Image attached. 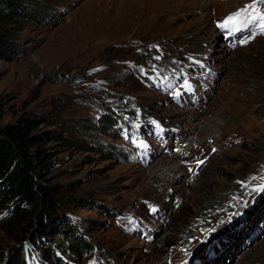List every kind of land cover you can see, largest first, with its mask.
Wrapping results in <instances>:
<instances>
[{
	"label": "rangeland",
	"instance_id": "374dc122",
	"mask_svg": "<svg viewBox=\"0 0 264 264\" xmlns=\"http://www.w3.org/2000/svg\"><path fill=\"white\" fill-rule=\"evenodd\" d=\"M24 3L40 17L8 24L22 49L15 60L0 61V99L5 101L0 125L35 117L43 121L35 134H61L94 146L113 144L124 152L114 157L49 143L51 177L63 186L59 225H77L95 246L90 254H77L71 264H194L215 257L208 247L218 245L212 236L223 226L237 232L235 218H246L242 212L264 197V191H253L264 185V161L248 169L264 159V31L245 29L241 39L229 41L230 35L223 34L227 29L217 26L253 0ZM255 7L264 12V5ZM245 37H251L249 42L240 43ZM223 44L231 48L227 56L220 52ZM194 47H201L199 58L206 60H198L199 65ZM185 80L190 90L183 87ZM108 116L137 131L142 127V137L123 140L118 130L103 132L99 122ZM213 123L215 139L199 130V143L187 141L198 127ZM141 140L148 145L146 152L138 146ZM173 167L170 187L160 175ZM230 172L235 176L226 187L237 177L233 183L240 194L225 190L232 194L230 202L216 213L196 210L195 188L216 190L212 181H226ZM97 204L113 209L112 215L97 210ZM262 230L264 215L244 242ZM11 244L0 229V250ZM263 247L264 237L253 246L243 244L228 255L229 264H249L244 255ZM263 256L258 263L264 264ZM33 257L38 264H51L37 253Z\"/></svg>",
	"mask_w": 264,
	"mask_h": 264
},
{
	"label": "trees",
	"instance_id": "16d2710c",
	"mask_svg": "<svg viewBox=\"0 0 264 264\" xmlns=\"http://www.w3.org/2000/svg\"><path fill=\"white\" fill-rule=\"evenodd\" d=\"M25 1L0 0V61L15 60L22 49L21 44L14 42L8 24L39 20L40 15L32 12ZM4 108L5 101L0 99V115ZM42 123L32 117L16 124L0 125V214L8 210L0 216V229L6 231L13 242L7 251L0 250V264H38L34 253L41 260H50L51 264H71L77 254L86 255L95 250L93 243L80 235L77 225L71 228L69 221L59 225L62 218L59 215H63V186L51 177L50 142H61L93 154L124 155L123 150L113 144L94 146L61 134H35ZM99 123V129L105 133L118 130L116 134L123 140L138 134L142 137V127L137 131L109 116ZM97 210L107 216L113 212L100 204Z\"/></svg>",
	"mask_w": 264,
	"mask_h": 264
},
{
	"label": "bare ground",
	"instance_id": "6f19581e",
	"mask_svg": "<svg viewBox=\"0 0 264 264\" xmlns=\"http://www.w3.org/2000/svg\"><path fill=\"white\" fill-rule=\"evenodd\" d=\"M240 46H238V47H235V48H232V49H237V48H239ZM222 48H224V49H221V51L220 52H222V54L224 55V56H227V52L231 49V48H229V46H227V45H222ZM201 50V47L199 48V47H194V48H192V54H194L193 55V59H194V63L195 64H198L199 65V61L200 62H204V61H206L205 60V58H203L202 59V61H201V59L199 58L200 56L198 55V53H199V51ZM207 52H208V50H207ZM207 54V56H209L210 55V53H206ZM204 56H206V55H204ZM225 59V57H223V58H218V60H224ZM199 60V61H198ZM204 60V61H203ZM201 64V63H200ZM186 93H188L187 91H186ZM227 110V109H226ZM214 122H215V120H214ZM216 122H217V120H216ZM199 130H201V132H205V134H206V137L207 138H209V139H211V138H214L215 139V136H216V134H217V126L216 125H214V123L213 124H210V125H208V126H203V127H198L195 131H193L192 132V134H191V136H189V140H187V141H189V143H199L200 141H201V139L199 138L200 137V135H199V137H198V134H197V132L199 131ZM170 131V130H169ZM200 132V133H201ZM196 134H197V136H196ZM171 136L172 137H175L176 135L175 134H171ZM264 143V142H263ZM261 148H264V147H262V146H260V149ZM261 155V154H260ZM261 157H263V156H261ZM255 158L253 157V158H250V159H247L246 161H245V163H244V167H245V165H247V164H252V162H253V160H254ZM263 161H264V159L263 158H260L259 160H258V162H256L255 164H254V166H252V167H250V168H248V169H254L255 167H257L256 165L258 164V163H263ZM261 163V164H262ZM260 166V165H259ZM161 168V167H160ZM165 169V168H164ZM175 167H173L172 169L170 168V169H165L164 171H162L161 172V178L162 179H169V181H163L164 183H169V185H170V187L172 186L171 184L175 181V179H171V177H172V174L175 172ZM161 171V170H160ZM246 171H247V169H246ZM245 171V172H246ZM253 171V170H252ZM235 176V173H233V172H230L229 174H228V176L226 177V181H222V180H218L217 178H216V180H213L212 182H214V183H216V185L218 186L217 187V189L216 190H209V189H206V193H203L201 190L204 188L203 186H200V187H198V188H195V190H194V195L193 196H196V198H195V201H194V207L196 208V210H210V211H215V213H216V211L217 210H220L219 208H221L223 205H224V203L226 202V201H229L230 202V199H229V197H231L232 196V194H229L228 192H230V191H232L233 193L235 192V193H237V192H239L238 190H236V189H238L237 188V185L236 184H234L233 183V181L234 180H236L237 181V177H236V179H232L231 180V183L232 184H230V186H227L226 187V183L225 182H227L228 181V179L231 177V176ZM240 175H244V173H241ZM239 177V176H238ZM241 177V176H240ZM239 177V178H240ZM232 178V177H231ZM161 179V180H162ZM244 180V179H243ZM211 182V181H210ZM245 182V181H244ZM230 183V182H229ZM156 184V183H155ZM159 184V183H158ZM228 184V183H227ZM167 185V184H166ZM208 185H209V183H208ZM212 185V184H211ZM214 185V184H213ZM160 186V185H159ZM163 187V186H162ZM205 187H207L206 185H205ZM211 188V187H210ZM234 188V189H233ZM242 189V188H241ZM159 190H161V188H159ZM163 190V189H162ZM165 190V189H164ZM205 190V189H204ZM225 190L226 191H228V192H226L225 193ZM168 191V190H167ZM178 191H180V190H178ZM202 192V194H201V192ZM224 192L225 194H223L222 195V192ZM198 193H200V194H198ZM196 194V195H195ZM240 194V192L237 194V195H234L235 197H237L238 195ZM179 197H180V199H183L184 200V203L186 202V204H187V202H188V199L187 198H184L183 197V194H179ZM168 198V197H167ZM186 199V200H185ZM229 199V200H228ZM229 202H227V203H229ZM222 203V204H221ZM166 204V203H165ZM221 204V205H220ZM163 208V207H162ZM166 209H168V208H166ZM243 214H244V216L246 217V218H243L242 220H237L236 218H235V220H234V223H235V227H237L238 228V231L237 232H234V233H231L230 231H228L227 229V231L225 230V227L223 226L222 227V229L221 230H219L218 232H217V234L216 235H214V236H212V238L214 237L215 238V240H216V242H217V244L218 245H211V246H208V243L207 244H205L206 246H208L209 247V249H211V251H212V254H215V257H213V258H211V259H209L207 262H205V261H200V262H195L194 264H229V257H228V255L230 254V253H233V255L234 254H236V252H238L239 250H240V248H241V246H243V244H247L248 246L249 245H251V246H253V245H255L256 243H257V241H259V240H261V238H263L264 237V230H262V233L258 236L260 239H257L258 237H255V239H253L250 243H246V242H244L245 241V239H246V235H247V231L248 230H251L252 228H254L255 227V225H257L259 222H261V219L263 218V215H264V197H261L260 198V201H259V203H257L256 205H253V206H251L250 207V210H247V212H242ZM255 223V224H254ZM256 229V228H255ZM225 231V233H227L226 234V237H227V240H230V241H228V242H225V240H226V237H224L223 236V232ZM179 235V234H178ZM184 235V234H183ZM228 235V236H227ZM177 236V235H176ZM177 239H178V237H176ZM176 239V240H177ZM257 239V240H256ZM261 242V241H260ZM204 244L203 245H201V247L202 246H204V247H206ZM229 248H232L231 250H233V252H231V250H229ZM264 248V247H263ZM208 249V250H209ZM208 250H206V252L205 253H207L208 252ZM254 250V253H252L251 254V252ZM253 250H249L245 255H244V260L245 261H247L248 260V262H249V264H260V263H258V262H260L258 259L260 258V256L262 255H264V251H262V249H259V250H255V249H253ZM228 257V258H227ZM264 257V256H263ZM262 261H264V259H262ZM205 262V263H204ZM186 264V263H185Z\"/></svg>",
	"mask_w": 264,
	"mask_h": 264
},
{
	"label": "snow or ice",
	"instance_id": "6c2138e0",
	"mask_svg": "<svg viewBox=\"0 0 264 264\" xmlns=\"http://www.w3.org/2000/svg\"><path fill=\"white\" fill-rule=\"evenodd\" d=\"M260 4L264 5V0H253V3L245 5L243 8H240L238 11L233 12L229 16H227L222 22H220L217 26L222 29H227L230 33L239 32L242 29H248L253 34L256 33L257 29L264 31V12L260 11L259 8H256L255 5ZM252 11H249V10ZM251 37H245L240 41L242 44H246L249 42ZM183 87L185 89H191V84L185 80ZM157 128H160V125L156 122H153ZM163 131L162 128H160ZM136 143V141H132ZM139 148L143 149L145 152L147 151L148 145L145 141L141 140L139 142ZM198 163H203V161H198ZM255 179V177H253ZM253 191H264V185H258L253 188ZM151 211H156L155 208L151 209Z\"/></svg>",
	"mask_w": 264,
	"mask_h": 264
}]
</instances>
